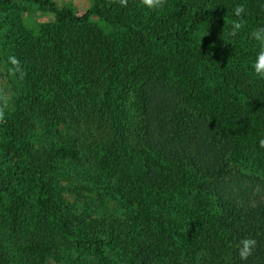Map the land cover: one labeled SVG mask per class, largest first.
Segmentation results:
<instances>
[{"label": "trees", "instance_id": "16d2710c", "mask_svg": "<svg viewBox=\"0 0 264 264\" xmlns=\"http://www.w3.org/2000/svg\"><path fill=\"white\" fill-rule=\"evenodd\" d=\"M30 1L54 11L57 24L39 40L25 33L8 40L19 96L17 107L0 111L7 197L0 198V264H47L66 249L87 253L85 264H264V76L255 71L261 44L253 35L264 28V0H164L162 7L97 0L82 15L54 0ZM92 16L118 31L89 33L83 25ZM229 23L220 40L199 36ZM128 43L148 60L144 69L127 68L135 54ZM129 93L148 118L132 136L147 167L136 173L115 137ZM15 157L28 168H2ZM256 162L263 177L253 196L231 179L235 167ZM70 164L83 165L89 180L99 174L114 191L124 211L111 238L98 220L61 204L63 188H81L61 182ZM33 181L41 227L26 238L22 213ZM51 218L69 234L65 242L42 236ZM11 237L17 251L7 247ZM246 240L255 243L242 257Z\"/></svg>", "mask_w": 264, "mask_h": 264}, {"label": "rangeland", "instance_id": "374dc122", "mask_svg": "<svg viewBox=\"0 0 264 264\" xmlns=\"http://www.w3.org/2000/svg\"><path fill=\"white\" fill-rule=\"evenodd\" d=\"M59 7L63 9L69 7L78 14H84L88 9H90L97 0H54ZM14 19V20H13ZM57 24V14L51 9L44 8L40 4L30 1V0H15L14 4L10 6L0 7V111L6 113L8 110H13L18 106V81L16 75L11 67V60L13 55V50L8 45L9 38L19 37L22 33L27 34L30 40H36L44 34L45 28L51 25ZM229 28H222L220 31H209V29L201 30L199 36L201 38H207L210 41L215 39L220 40L231 33V27L234 25L229 23ZM152 26V24H151ZM84 29L89 33L109 35L118 31L116 27L111 26L99 17L92 16L90 21L83 25ZM149 29V28H148ZM150 31L154 32V29L150 27ZM51 38V37H50ZM39 40V39H38ZM260 42V41H259ZM261 44V42H260ZM44 47H49L51 50L50 41L45 42ZM262 47V45H261ZM127 48L131 54L135 52L133 56V61L128 63V67H135V71L144 69L145 63L148 60L142 56L141 53L135 51L134 46L127 44ZM69 60H65L63 66H69ZM136 62V63H134ZM137 66V67H136ZM147 69H152L151 74L156 75L155 66L152 67L148 64ZM219 85L211 84L207 92L212 96L219 91ZM124 100L120 105V112L118 117V135L115 137L124 143V148L127 152V165L129 171L138 172L139 170H147L146 162L138 155L136 148L134 146V140L132 136L137 135L139 129L144 128L148 123V118L145 117L141 111L140 106L136 102V97L133 93H129L124 96ZM2 121H0V143L2 142ZM121 132L123 133L121 135ZM2 160V159H1ZM5 164L2 166L6 168H13V171L18 170V166H23L28 168L29 165H24L20 157H15L11 162L8 159L3 161ZM77 165V164H76ZM259 163L256 165H246L237 169H233V183L234 188H245L248 193L255 196L261 194L259 178L263 177L256 170L260 171ZM69 169V175L67 178H62L61 182L63 185H77L80 182L81 188L71 189L63 188L61 196V204L65 206L71 212L75 214H80L86 212L89 219L98 220L101 225L99 226L101 230L105 232L102 234L105 237L113 234V224L118 217L123 214L122 209L118 208L117 201L114 199V191L108 188L107 183H101L100 177L96 175L93 179H87L84 175L85 167L71 165ZM84 170V171H83ZM142 172V171H141ZM96 173V172H93ZM86 178H85V177ZM69 178L72 181H69ZM34 184L30 189L29 200L30 204L23 210L22 213V228L23 235L28 236V233H33L38 231L41 227L39 224L40 217V206L36 201V188L37 182L33 181ZM239 182L242 183L239 184ZM29 186V188H30ZM39 188V186H38ZM4 192L0 191V198H3ZM7 197H4V201ZM104 198V201L102 199ZM54 218H51L47 227H43V235L51 242H61L63 238L69 236L67 232L61 230V224H56ZM105 229V230H104ZM69 239V238H65ZM26 240V239H25ZM15 239L13 237L9 238L6 242L7 247H11L16 250L14 245ZM63 242H65L63 240ZM62 246V245H61ZM62 248H67L63 245ZM60 257L52 255L50 256L47 264H85V258L88 257L87 253L81 254L79 251L73 250H62L60 252ZM71 255L69 262L66 258Z\"/></svg>", "mask_w": 264, "mask_h": 264}, {"label": "clouds", "instance_id": "9594fccd", "mask_svg": "<svg viewBox=\"0 0 264 264\" xmlns=\"http://www.w3.org/2000/svg\"><path fill=\"white\" fill-rule=\"evenodd\" d=\"M146 3L149 7H162L164 4V0H146ZM243 11L242 8L236 9V14L239 15L240 12ZM236 28H239L240 25L236 24ZM254 37L261 42V50L258 52L256 61L254 63L255 71L258 75L264 76V28H260L253 33ZM12 63H16V60L13 58ZM3 118V114L0 113V119ZM264 143V142H262ZM254 241H244V249L241 250V256L246 257L249 251V246L254 244Z\"/></svg>", "mask_w": 264, "mask_h": 264}]
</instances>
